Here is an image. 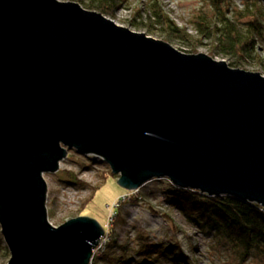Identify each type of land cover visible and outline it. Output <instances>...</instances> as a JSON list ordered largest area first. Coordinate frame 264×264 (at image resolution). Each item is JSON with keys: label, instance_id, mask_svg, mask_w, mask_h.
<instances>
[{"label": "water", "instance_id": "1", "mask_svg": "<svg viewBox=\"0 0 264 264\" xmlns=\"http://www.w3.org/2000/svg\"><path fill=\"white\" fill-rule=\"evenodd\" d=\"M74 150L135 191L166 179L264 207V76L78 2L0 0V233L7 264H89L93 219L47 220L44 174Z\"/></svg>", "mask_w": 264, "mask_h": 264}, {"label": "rangeland", "instance_id": "2", "mask_svg": "<svg viewBox=\"0 0 264 264\" xmlns=\"http://www.w3.org/2000/svg\"><path fill=\"white\" fill-rule=\"evenodd\" d=\"M89 1L91 0H82L78 3L82 5L81 2L87 4L90 3ZM147 3L151 1L122 0L120 5L113 9L111 16H104L134 32L163 40L180 52L202 53L215 60L225 61L227 64L233 62L230 57L218 53L217 50H214L212 55L210 37L202 38L201 44L193 48L177 39L167 40L159 30L148 32L145 28H132L131 19L136 11L146 9ZM159 3L163 13L194 39H200L196 33L194 17L205 21L208 27L216 22L217 13L211 0H159ZM228 4V9L241 7L239 0H230ZM222 5L224 7V4ZM256 52L264 61V50L256 47ZM232 68H242L264 76V67L255 61L246 62L244 67ZM62 171L73 172L84 187L77 188L59 182L58 176ZM43 178L47 185L45 204L47 220L54 227L70 219L88 217L104 229L107 242L115 240L117 244L126 246L128 254L132 253L136 245V237L142 235L151 242L177 243L184 256L196 264H238L229 247L223 246L221 242H214L209 235L197 232L186 224L175 210L164 204L160 189L165 187L166 179H161L160 182L152 180L138 190L130 192L118 185V175L112 174L109 167L99 158L79 155L74 150L67 151L56 173L44 174ZM115 213L118 215L116 216ZM2 245L6 247L4 241ZM9 258L7 248L0 249V264H7ZM93 264L106 263L94 261ZM244 264H264V262L254 258Z\"/></svg>", "mask_w": 264, "mask_h": 264}, {"label": "trees", "instance_id": "3", "mask_svg": "<svg viewBox=\"0 0 264 264\" xmlns=\"http://www.w3.org/2000/svg\"><path fill=\"white\" fill-rule=\"evenodd\" d=\"M150 1L151 3L146 4V9L136 11L130 22L132 28H145L148 32L159 30L167 40L177 39L193 48L201 44L202 38L210 37L212 55L217 50L230 57L233 60L228 64L230 67H244L248 61H255L264 67V61L256 52V47L264 50V0H239L241 7L238 9H228L230 0H211L217 13L216 22L208 27L198 17L193 20L200 39H194L178 28L163 13L159 0ZM89 2L81 4L85 9L111 16L113 9L122 0ZM58 179L69 186L84 187L70 171H62ZM165 184L160 189L164 204L175 210L186 224L199 233L209 235L214 242H221L223 246L229 247L238 264L254 258L264 262V207L243 202L233 196H208L193 189L178 188L168 180ZM2 243L0 233V249L6 250ZM127 251L126 246L110 240L94 256L92 264L94 261L106 264H196L184 256L177 243L151 242L142 235L136 237L132 253L128 254Z\"/></svg>", "mask_w": 264, "mask_h": 264}, {"label": "built area", "instance_id": "4", "mask_svg": "<svg viewBox=\"0 0 264 264\" xmlns=\"http://www.w3.org/2000/svg\"><path fill=\"white\" fill-rule=\"evenodd\" d=\"M107 242V236H106V233L100 238L99 242H98V245L95 247V249L93 250V255H92V258L89 262V264H92V261H93V258L94 256L101 250H103L104 248V245L106 244Z\"/></svg>", "mask_w": 264, "mask_h": 264}]
</instances>
